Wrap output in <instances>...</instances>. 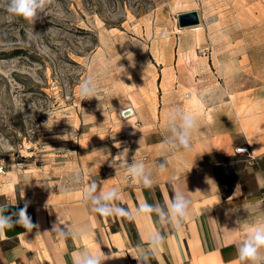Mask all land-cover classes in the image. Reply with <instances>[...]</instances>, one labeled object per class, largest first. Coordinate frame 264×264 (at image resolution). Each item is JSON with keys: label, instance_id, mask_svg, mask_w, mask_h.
Segmentation results:
<instances>
[{"label": "rangeland", "instance_id": "rangeland-1", "mask_svg": "<svg viewBox=\"0 0 264 264\" xmlns=\"http://www.w3.org/2000/svg\"><path fill=\"white\" fill-rule=\"evenodd\" d=\"M5 5L0 0V166L31 169L43 187L79 185L76 170L84 178L123 170L121 152L138 126L125 110L202 96L211 82L197 76L201 57L232 60L238 74L229 84L264 85V0H52L34 24ZM190 11L200 24L181 27L179 15ZM178 50L183 60L170 66L165 56ZM90 75L96 96L82 100ZM215 79L226 86L221 74ZM243 163L223 171L225 184L244 178Z\"/></svg>", "mask_w": 264, "mask_h": 264}, {"label": "crops", "instance_id": "crops-1", "mask_svg": "<svg viewBox=\"0 0 264 264\" xmlns=\"http://www.w3.org/2000/svg\"><path fill=\"white\" fill-rule=\"evenodd\" d=\"M182 55L173 51L165 60L178 66ZM199 61L204 69H199L197 76L211 82L202 96L127 108L132 109L138 126L136 138L128 139L129 146L121 152L127 161L123 170L101 177L88 175L75 186L60 182L53 188L34 182L31 169L14 167L0 172V210L12 215L27 206L33 224L31 229L15 225L0 234V264H73V257L85 247L96 252L104 260L102 264H139L131 253L147 250L149 234L155 231L165 236V242L149 256L147 264H242L238 245L251 229L264 223V85L229 84L227 79L238 70L232 60L220 59L219 54ZM167 66L163 63L162 71ZM168 71L181 75L178 68ZM217 74L226 80L225 87L214 84ZM176 107L198 119L189 151L167 150L168 115ZM246 146L249 153L237 152ZM134 157L152 172L151 187L127 180L126 167ZM165 160L166 170L160 172L158 165ZM237 162H244L240 171L246 177L238 176L227 185L223 171ZM173 177L175 182L170 183ZM91 180L97 182L98 189L103 185L104 191L116 186L120 192L116 204L133 213L140 204L171 203L175 189L190 197L191 214L179 233L161 226L154 213L134 221L102 216L83 198ZM69 187L71 194L66 195L64 190ZM68 225L74 231H85V236L61 238L58 230L66 231Z\"/></svg>", "mask_w": 264, "mask_h": 264}, {"label": "clouds", "instance_id": "clouds-1", "mask_svg": "<svg viewBox=\"0 0 264 264\" xmlns=\"http://www.w3.org/2000/svg\"><path fill=\"white\" fill-rule=\"evenodd\" d=\"M52 0H6V11L14 16L23 17L30 24H34L41 13L45 10ZM129 60L133 59L131 53H128ZM97 85L94 76H89L81 85V98H91L96 96ZM198 125L197 117L190 112L176 107L169 112L168 115V136L165 137L167 150L174 152L178 150L189 151L191 147L192 133ZM103 138V137H101ZM167 161L158 165V170L163 172L166 170ZM126 172L130 180L139 181L145 187L152 186V172L146 168L142 160L134 157L132 163H128ZM84 177L79 170L73 174V183H81ZM170 183L175 182V178H171ZM87 187L84 189L83 198L86 203L92 205V210L102 216H119L125 217L130 221H134L136 217L146 213H154L158 218L161 226H170L172 230L179 233L185 221L191 214L192 201L190 197L182 192L175 191L171 203L167 200L163 205H149L147 203L140 204L133 213L130 208L118 206L116 201L120 200V192L116 186L110 190L104 191L103 185H98L95 180L87 181ZM66 195L71 194V188L64 190ZM15 217V218H14ZM15 225L31 229L33 224L27 215V206L12 215L5 214L0 210V234L6 229H10ZM56 230V228H54ZM61 238L82 239L85 231L73 230V226L68 225L67 230H58ZM165 236L159 232H151L148 237L149 248L141 249L138 253H131L139 264H147L149 256L155 254L154 250L163 245ZM237 256L242 264H264V223L257 224L251 229L245 239L237 247ZM104 260L94 251L84 248L80 255L73 257V264H102Z\"/></svg>", "mask_w": 264, "mask_h": 264}, {"label": "water", "instance_id": "water-1", "mask_svg": "<svg viewBox=\"0 0 264 264\" xmlns=\"http://www.w3.org/2000/svg\"><path fill=\"white\" fill-rule=\"evenodd\" d=\"M200 21L201 19L197 11L185 12L179 15V23L181 27L198 25L200 24Z\"/></svg>", "mask_w": 264, "mask_h": 264}, {"label": "built area", "instance_id": "built-area-1", "mask_svg": "<svg viewBox=\"0 0 264 264\" xmlns=\"http://www.w3.org/2000/svg\"><path fill=\"white\" fill-rule=\"evenodd\" d=\"M128 115V114H127ZM237 152L238 153H249V148H248V146H246V147H241V148H238L237 149ZM6 170H5V168H4V166H0V172L2 173V172H5ZM127 180H130L129 178H128V175H127Z\"/></svg>", "mask_w": 264, "mask_h": 264}, {"label": "bare ground", "instance_id": "bare-ground-1", "mask_svg": "<svg viewBox=\"0 0 264 264\" xmlns=\"http://www.w3.org/2000/svg\"><path fill=\"white\" fill-rule=\"evenodd\" d=\"M132 109H126L124 112L126 113V114H129V113H131L132 111H131ZM132 114V113H131ZM130 115V114H129Z\"/></svg>", "mask_w": 264, "mask_h": 264}]
</instances>
